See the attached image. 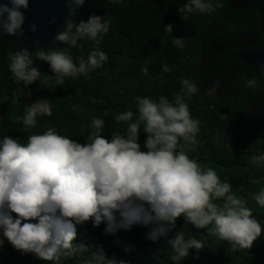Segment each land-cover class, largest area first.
Wrapping results in <instances>:
<instances>
[{
    "label": "clouds",
    "instance_id": "obj_1",
    "mask_svg": "<svg viewBox=\"0 0 264 264\" xmlns=\"http://www.w3.org/2000/svg\"><path fill=\"white\" fill-rule=\"evenodd\" d=\"M69 3L74 6L71 16L85 0ZM28 6L29 0L0 3V34L23 35L25 17L21 9ZM222 6L220 0H187L178 12L186 20L188 14H210ZM109 28L110 21L97 15L78 24L69 18L53 41L67 47L37 48L31 55L27 48L9 52V71L25 87L41 80V71L33 67L34 58L50 65L57 86L64 85L67 77L86 76L100 68L107 55L97 47L87 57L74 58L71 49L83 40L98 46ZM31 30L36 31L34 25ZM164 31L171 35L173 26L167 25ZM172 42L179 48L185 43L183 37ZM162 70L169 69L165 65ZM48 80L44 75L42 84ZM180 83L182 88L172 102L165 96L158 101L138 97L135 119L131 110L118 114L116 119L127 123V130L124 134L114 132L110 140L101 134L104 121L99 118L92 119L89 142L84 144L52 128L30 135L26 144L7 136L0 139V247L6 239L22 254L59 264L62 257H75L92 249L83 242L74 243L78 225L91 221L99 227L103 222L105 233L112 235L141 225L150 228L146 238L156 242L169 237L183 217L196 229L211 226L208 234L227 242L232 251L250 249L262 234L260 222L233 193L230 183L222 182L212 168L203 169L185 151L186 146L197 143L199 133V121L192 118L185 97L191 99L199 87L188 79ZM245 86L253 90L259 87L255 79L246 80ZM207 92L212 95L215 87ZM47 103L28 107L23 124L35 127L38 114L50 116ZM141 125L147 137L146 151L138 143ZM251 163L264 164V155L252 156ZM254 199L264 207V190ZM167 242L174 253L173 262L186 258L190 249L199 252L205 248L202 240L191 235L186 239L183 231H176ZM131 250L130 245L125 247L126 252ZM86 264L125 262L107 258L98 247Z\"/></svg>",
    "mask_w": 264,
    "mask_h": 264
},
{
    "label": "trees",
    "instance_id": "obj_2",
    "mask_svg": "<svg viewBox=\"0 0 264 264\" xmlns=\"http://www.w3.org/2000/svg\"><path fill=\"white\" fill-rule=\"evenodd\" d=\"M186 2L94 1L83 21L92 15L105 18L110 21L109 32L98 46L94 41L83 40L71 52L74 58L87 57L98 47L108 59L86 76L65 78L62 86L55 84L53 72L43 71L50 65L34 58L33 67L41 71V80L25 87L9 71L8 54L21 47L4 43L0 49V139L7 136L26 144L30 135L43 134L52 128L57 134L84 144L89 142L92 119L99 118L104 121L101 134L110 140L114 132L124 134L127 130V123L116 119L118 114L131 110L135 119L138 97L158 101L160 96H165L172 102L182 88L180 81L188 79L199 87L191 99L185 97L192 118L199 121V133L197 143L186 146L185 151L203 169L212 168L222 182L231 184L233 193L260 222L262 234L250 249L232 251L227 242L208 234L211 226L196 229L183 217L177 220L176 229L169 237L156 242L146 238L150 228L141 225L112 235L105 233L106 223L94 227L89 221L77 226L78 237L74 243L83 242L92 249L75 257H62L59 264H86L98 247H102L107 258L125 264H264V207L254 199L264 190V164L251 163L252 156L264 155V118L247 121L239 109L244 96L251 102L258 89L262 88L264 93V75L257 78L251 67L231 59L246 51L255 52L264 44V0H220L223 6L212 13L194 12L184 20L178 8ZM170 6L174 12L169 11ZM169 24L173 26L171 35L164 31ZM180 37L185 41L182 48L172 42L173 38ZM165 65L169 69L166 72L162 70ZM44 75L49 76L47 84H42ZM249 79L257 81L256 90L245 86ZM209 84L218 87V95L208 94ZM22 92L28 95L30 92L49 103L51 115L38 114L35 127L23 124L27 112ZM77 107L80 111H76ZM142 127L138 143L146 151L147 137ZM180 143L184 144L182 140ZM176 231H183L186 239L191 235L202 240L205 248L199 252L190 249L186 258L173 262L174 253L167 241ZM0 239H3L2 233ZM128 245L132 248L130 252L125 251ZM0 264L55 262L42 261L30 253L22 254L4 239Z\"/></svg>",
    "mask_w": 264,
    "mask_h": 264
},
{
    "label": "water",
    "instance_id": "obj_3",
    "mask_svg": "<svg viewBox=\"0 0 264 264\" xmlns=\"http://www.w3.org/2000/svg\"><path fill=\"white\" fill-rule=\"evenodd\" d=\"M94 1L96 0H85L83 6L75 8L74 14L70 16V10L74 6L69 0H29L28 8L21 9L25 17L22 25L23 35L0 34V49L4 43L11 42L21 48H27L31 55L33 49L52 50L62 46L53 42L54 37L64 29L69 18L77 24L82 21ZM7 2L8 0H0V3ZM33 25L36 28L35 32L31 30ZM233 58L242 65L251 67L255 75H264V44L255 52L246 51ZM43 71L52 72L48 66L44 67Z\"/></svg>",
    "mask_w": 264,
    "mask_h": 264
},
{
    "label": "flooded vegetation",
    "instance_id": "obj_4",
    "mask_svg": "<svg viewBox=\"0 0 264 264\" xmlns=\"http://www.w3.org/2000/svg\"><path fill=\"white\" fill-rule=\"evenodd\" d=\"M169 11L174 12V8L172 6H170ZM231 59H234L233 56L231 57ZM202 62H201V64L204 65ZM234 74H235V72L231 73L229 78L232 79V76ZM224 77H226V76H224ZM257 78H260V75H258ZM211 79H210V81H211ZM208 86H210V87H208L207 89H210L211 87L214 86L215 92L212 95H218L219 92L217 91L218 87L216 85L209 84ZM228 86H230V85H228ZM237 88H238V85H237ZM261 89L262 88L257 90L256 96L251 99V102H250L248 96H244L245 98L242 101V106L239 107L240 111L246 115L245 120H247V121L264 118V93H263V89L262 90ZM234 97L236 99L235 94H234Z\"/></svg>",
    "mask_w": 264,
    "mask_h": 264
},
{
    "label": "rangeland",
    "instance_id": "obj_5",
    "mask_svg": "<svg viewBox=\"0 0 264 264\" xmlns=\"http://www.w3.org/2000/svg\"><path fill=\"white\" fill-rule=\"evenodd\" d=\"M21 98L25 103L26 112L28 111V107L32 106L33 104H35L37 102H41V101H46L40 97L28 95V94H25L23 92L21 93ZM47 106L49 107V103H47ZM76 111H80V107H77Z\"/></svg>",
    "mask_w": 264,
    "mask_h": 264
}]
</instances>
